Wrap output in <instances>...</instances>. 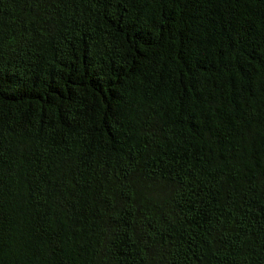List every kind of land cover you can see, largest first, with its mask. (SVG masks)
<instances>
[{
    "label": "trees",
    "instance_id": "1",
    "mask_svg": "<svg viewBox=\"0 0 264 264\" xmlns=\"http://www.w3.org/2000/svg\"><path fill=\"white\" fill-rule=\"evenodd\" d=\"M0 264H264V0H0Z\"/></svg>",
    "mask_w": 264,
    "mask_h": 264
}]
</instances>
